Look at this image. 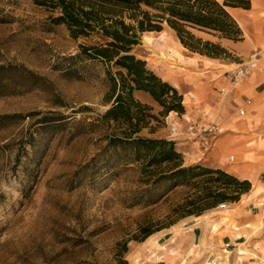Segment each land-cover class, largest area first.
I'll list each match as a JSON object with an SVG mask.
<instances>
[{
    "label": "rangeland",
    "instance_id": "1",
    "mask_svg": "<svg viewBox=\"0 0 264 264\" xmlns=\"http://www.w3.org/2000/svg\"><path fill=\"white\" fill-rule=\"evenodd\" d=\"M50 14L33 0H0V264H230L238 245L223 251L214 219L226 220L235 236L242 229L227 206L180 218L140 239L141 227L155 230L174 218L173 203L186 189L146 201L137 163L130 157L122 161L124 152L106 146V137L119 128L101 120L112 103L107 69L117 68L74 58L79 43L90 40L72 38ZM175 35L166 24L160 31L140 32L132 52L161 77L163 67L173 70L182 61L181 51L189 55L174 46ZM260 50L250 56L227 50L219 78L249 59L262 68ZM217 88L214 110H198L204 122L221 120L215 118ZM157 105L151 112L160 123L151 120L153 128L139 134L173 140L177 135L169 133L165 116L177 112L175 120L184 126V110L159 115ZM181 155L185 165L197 163Z\"/></svg>",
    "mask_w": 264,
    "mask_h": 264
},
{
    "label": "trees",
    "instance_id": "2",
    "mask_svg": "<svg viewBox=\"0 0 264 264\" xmlns=\"http://www.w3.org/2000/svg\"><path fill=\"white\" fill-rule=\"evenodd\" d=\"M33 1L51 13L52 23L64 24L72 38L90 40V43H79V52L74 58L98 60L117 68L114 73L107 69L108 100L112 103L101 115V120L105 123L114 121L119 128L113 136L106 137V146L124 152L122 161L130 157V161L137 163L145 184L146 201L167 197L176 187L186 189L181 199L173 203L170 212L174 218L155 230L141 227L140 239L180 218L202 215L223 201H238L249 191L248 180H240L222 169L203 166L199 162L185 165L174 140L139 134L151 120L160 123V119L151 112L152 106L135 99L136 90L151 95L162 107L159 115L171 110L182 112L184 107L177 89L147 68L145 60L132 52L139 43L140 32L160 31L166 24L189 51L226 58L228 52L224 47L218 42L203 40L193 29L218 38L242 40L243 32L226 7L249 8L248 0ZM161 187L164 190L156 194Z\"/></svg>",
    "mask_w": 264,
    "mask_h": 264
},
{
    "label": "crops",
    "instance_id": "3",
    "mask_svg": "<svg viewBox=\"0 0 264 264\" xmlns=\"http://www.w3.org/2000/svg\"><path fill=\"white\" fill-rule=\"evenodd\" d=\"M226 8L239 24L243 32L242 40L218 38L196 29H193V32L203 40L218 42L227 50L245 56H250L257 48L261 49L262 68L252 71L236 87L230 106L220 117L219 134L205 152H202L203 145L200 140H191L185 132L179 133L173 140L186 162H202L209 167L222 169L240 180L246 179L250 182L248 192L241 195L238 201L226 205L229 208V217L242 229L241 234L235 236L231 228L225 226L226 220L221 221V217H216L214 221L223 234V245L229 241L231 244H237L239 250L245 252L234 253L229 260L230 264H239L242 257L241 264H264V0H250L249 8L232 6ZM173 44L189 55H184L181 51L183 59L177 61L175 69L163 67L159 75L163 80L169 81L182 95L183 124L186 118L200 122L202 120L199 118L198 110L202 112L214 110L212 102L216 96V85L222 82L223 78L219 76L221 72L224 73L220 65L227 64L223 63L222 58L189 51L182 46L176 35ZM216 78H219L218 82ZM135 97L140 102L159 108L157 102L145 91L136 90ZM247 100L250 101L249 104L245 103ZM240 106L245 110L243 115L238 113L237 109ZM247 253L249 256H242Z\"/></svg>",
    "mask_w": 264,
    "mask_h": 264
},
{
    "label": "built area",
    "instance_id": "4",
    "mask_svg": "<svg viewBox=\"0 0 264 264\" xmlns=\"http://www.w3.org/2000/svg\"><path fill=\"white\" fill-rule=\"evenodd\" d=\"M257 62V59H249L246 62L239 63L233 71H229L223 74L224 83L218 89L221 99H219L218 111L215 118H220L223 116L224 109L226 108L225 106L230 104V97H233L234 90L236 89L238 83L242 82L249 74H251L252 71L258 70V67L261 70ZM245 103L249 104L250 101L247 100ZM237 110L240 115H243L245 113V110L242 106L238 107ZM174 113L175 114L173 116H170V112L165 116V122L168 125L169 133L176 136L181 132H185L190 136L191 140L199 139L203 145L202 152H205L211 146L212 141L219 134L217 122L215 120H212L203 123L204 121L198 122L197 120L186 118L185 120L183 119L184 126H181L175 120V118H179L178 113ZM202 115H206V113L204 112L202 113ZM181 117H183V115H181ZM226 205L227 203L221 202L217 205V208L224 209ZM231 245L232 244L230 242H226L223 246V251L225 253L229 252Z\"/></svg>",
    "mask_w": 264,
    "mask_h": 264
}]
</instances>
